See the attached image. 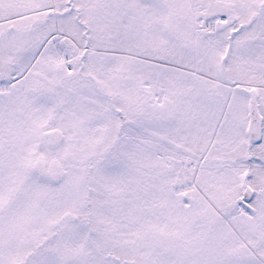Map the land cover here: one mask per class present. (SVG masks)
I'll return each instance as SVG.
<instances>
[{
    "label": "snow or ice",
    "instance_id": "6c2138e0",
    "mask_svg": "<svg viewBox=\"0 0 264 264\" xmlns=\"http://www.w3.org/2000/svg\"><path fill=\"white\" fill-rule=\"evenodd\" d=\"M0 264H264V0H0Z\"/></svg>",
    "mask_w": 264,
    "mask_h": 264
}]
</instances>
